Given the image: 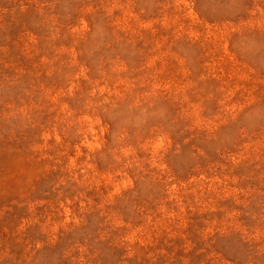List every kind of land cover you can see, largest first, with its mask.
<instances>
[{
  "label": "rangeland",
  "instance_id": "rangeland-1",
  "mask_svg": "<svg viewBox=\"0 0 264 264\" xmlns=\"http://www.w3.org/2000/svg\"><path fill=\"white\" fill-rule=\"evenodd\" d=\"M0 264H264V0H0Z\"/></svg>",
  "mask_w": 264,
  "mask_h": 264
}]
</instances>
